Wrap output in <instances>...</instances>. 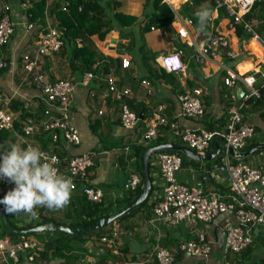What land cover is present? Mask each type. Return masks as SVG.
Wrapping results in <instances>:
<instances>
[{
    "label": "crops",
    "instance_id": "1",
    "mask_svg": "<svg viewBox=\"0 0 264 264\" xmlns=\"http://www.w3.org/2000/svg\"><path fill=\"white\" fill-rule=\"evenodd\" d=\"M4 1H8L11 5L9 15L15 22V26L9 42L2 45L1 53L15 58L18 52L24 50L25 45L33 42L35 29L26 28L21 22L24 15L17 1ZM102 2L105 4L107 15L113 11H119L135 15V19L127 25L117 24L114 28L109 29L101 39L93 33L83 34L81 40H76V44L79 45L81 41L87 39L95 49L97 56L92 62V69L79 70L80 76L85 71L91 70L93 75L89 79L88 85H75L69 96L70 119L79 131V142L66 144L62 147L67 154L86 150L94 152L93 164L89 168V181L93 186L102 190L101 201L105 197L109 204L107 210L111 214L123 207L124 198L131 192V190L121 189V187L129 174L137 173L133 156L135 144L142 143L147 146L161 138L184 145L178 138L162 128L155 138L145 140L141 138L144 122L150 116L151 107L155 104H163L164 115L167 118H175L182 127L221 131L228 114V108L240 101L237 98V93L242 87L240 82L233 86L223 83L222 77L225 74V69H234L240 73L250 72L259 54L251 47L249 41L241 46L239 36L234 30L235 27H228L227 16L218 15L220 7L215 8L214 4L211 7L210 21L205 31L201 32L198 29V20L195 15L201 5L193 3L191 0H171V6H168L172 10L173 16L167 22H159L153 18V6L146 0H102ZM1 5L2 1L0 0V11ZM52 15L55 17L53 12ZM245 19L254 21V29L260 34L264 33V25L260 28L257 27V23L261 20L258 15L251 13V8L242 15V20ZM180 24H183L187 29L186 37L177 35L176 28ZM216 31L225 34L229 46L227 48L233 50L235 56L227 57L218 49L214 56L208 55L196 61L192 54V40L196 42L204 40L210 33ZM177 47L182 49L184 74L166 71L158 62L160 55ZM66 57L65 50L61 46L58 52L42 58L43 68L51 77L67 75L73 77ZM121 57H126L129 60L127 66H121ZM108 72L116 79L115 85L118 89L125 86L129 88L128 94L118 99L107 91L104 75ZM142 79L150 83L151 92H147L141 83ZM193 86L201 88L200 98L203 104V113L198 117L180 114L177 97L186 87ZM232 91L235 93V98L231 97ZM0 95L8 96L10 99H20L22 106L29 114L27 116L36 117L40 113L38 87L21 79V70L17 68L13 60L6 69H0ZM120 101H124L131 110L138 114L139 119L133 127H125L120 123L118 118ZM261 101H256L254 98L244 101L241 108L243 120L253 124L254 133L246 139L244 147L233 151L234 153L243 152L259 143L264 144V105ZM97 110H101V113H98ZM91 125L94 128H91ZM30 139L35 140L36 143L39 142V139L34 136ZM11 142L18 143V140L12 137ZM215 144L219 148L222 147L221 138L218 135L210 140L204 150L203 154L209 155L206 159H194L183 154L182 164L176 172L177 180L195 185L203 190L216 188L225 191L228 187L227 177L224 172L217 170L216 157L210 156L214 151ZM245 146L249 147L245 149ZM148 159V171L152 176L151 182L156 186L153 196L160 195L161 178L158 174L154 154L149 155ZM234 159L264 167V146L242 156L230 154V160L234 161ZM13 187V184H0V198ZM262 191L264 192V186H262ZM69 206L70 204L64 207L63 212L65 210L68 213L72 207ZM127 211L122 213L125 214L122 219L117 216L102 227L96 228L97 232H93L95 229L84 230L90 232L82 243L77 241L75 248L71 249L75 254L74 258H71V252L68 253L69 257H63L58 254V250L52 247L45 249V240L53 235L51 230H46V233H40L41 239L39 238L38 242L41 250L38 257L28 260L24 255H21L17 262L8 264H137L136 261H142L140 264H154L151 258L148 259V254L156 242L168 246L165 241H178L170 229L171 225L159 220H151L150 206H139L131 212ZM226 215H221L208 222L206 227L209 231L215 235V227L226 220ZM54 216L62 218L59 215ZM64 216L69 217L65 213ZM6 217L16 223L21 222L17 220V215L6 214ZM29 219H32V216ZM200 224L204 223L200 222ZM260 226L262 225L260 224ZM186 228L184 238L192 234V230ZM196 230L201 229L196 228ZM262 230L264 232V227ZM260 231L258 226L255 230L253 229L252 234L258 235ZM46 244L48 246L49 243ZM252 247L253 244H251L250 251H247L248 258H264V256L250 257ZM235 256L239 257L238 254ZM176 257L173 264H209L211 261L209 258L203 263L195 262V259L188 254H179ZM236 261L241 263L239 258ZM228 264L232 263L228 262Z\"/></svg>",
    "mask_w": 264,
    "mask_h": 264
},
{
    "label": "built area",
    "instance_id": "2",
    "mask_svg": "<svg viewBox=\"0 0 264 264\" xmlns=\"http://www.w3.org/2000/svg\"><path fill=\"white\" fill-rule=\"evenodd\" d=\"M35 0H21L18 2L26 20L24 11ZM42 21L39 23L26 22L25 27L32 30V43L34 52L30 50L18 52L15 58L6 57L0 51V68L10 65L12 60L20 56L21 67L24 75L21 77L29 84L38 87L39 101L42 102L40 113L36 117H19L18 110L9 107L10 98L0 95V130L6 129L11 136L18 140L22 147L32 145L38 147L61 175L71 178L72 192L78 190L91 201L101 200L102 190L95 187L89 181V168L93 164L92 150L80 153L67 154L63 145L79 142V131L70 119L69 96L75 85H87L93 75L91 70L85 71L78 79L73 77H49L43 69L44 56H49L60 50L64 26L61 25L49 11V5L53 0H44ZM171 6V0H162ZM254 0H214V7H223L227 14V25L234 28L236 23L242 22L243 34L239 37L241 46L249 41L259 56L254 62L251 71L237 72L226 68L222 77L224 84L233 86L240 82L242 87L239 102L228 108V114L221 131L207 128L191 129L180 126L175 118H167L162 112L163 104H155L151 107L150 116L144 122V130L141 138H155L160 129L182 141L188 148L197 153H204L214 135L221 138L222 147L214 154L218 158L216 168L224 172L229 180L225 191L220 189L203 190L195 185L177 180L176 172L181 166V155L177 151L169 149L153 150L158 174L161 178V194L154 195L155 200L151 204V220H159L167 225L184 222L192 230V234L176 242L171 249L159 243H155L148 259H155L157 264H173L176 253L196 256L204 260L211 258L209 264H225L228 256H235L243 252L252 244V231L255 226L264 223V167L251 165L244 161L230 160L229 148L233 151L242 149L246 139L254 133L252 123L243 120L241 108L248 98H256L260 95V88L264 87V33L260 34L254 29V21L242 20V15L251 7ZM66 4L61 2L60 8L65 9ZM11 5L5 1L1 5L0 15V46L6 44L14 31L15 22L10 18ZM177 35L186 37L187 29L183 24L176 28ZM193 57L196 61L208 55L214 56L220 49L227 57H234L235 52L229 50L228 41L222 32H212L204 40L194 41ZM252 49V50H253ZM253 53V51H251ZM182 49L174 48L170 52L159 56V65L166 71L184 74V62L181 58ZM171 61V63H169ZM129 63L126 57L120 58L121 66ZM115 78L111 73L104 75L106 89L112 96L120 99L128 94L127 86L118 89ZM141 83L147 92H151L150 83L142 79ZM201 88L198 86L186 87L178 94L180 114L198 117L203 113V104L200 98ZM235 98V93L231 92ZM101 113V110H97ZM118 118L125 127H133L139 119L138 114L131 110L124 101L118 104ZM18 122L20 128L14 126ZM39 139L38 143L30 137ZM166 142V141H165ZM172 142V141H169ZM61 145V146H60ZM212 153V152H211ZM139 182L138 173L129 174L123 181V188H134ZM0 184L10 185L5 178H0ZM42 209H47L40 207ZM227 214V215H226ZM226 215L221 227V246L217 252L215 249V235L211 231L193 229L198 222H211L216 217ZM245 223V225H244ZM40 243L32 236L20 234V238L10 242L7 235L0 236V263L8 264L17 262L21 255L28 260L38 257ZM264 248V240L262 242ZM218 254L219 258H216ZM142 261H136L140 264Z\"/></svg>",
    "mask_w": 264,
    "mask_h": 264
},
{
    "label": "trees",
    "instance_id": "3",
    "mask_svg": "<svg viewBox=\"0 0 264 264\" xmlns=\"http://www.w3.org/2000/svg\"><path fill=\"white\" fill-rule=\"evenodd\" d=\"M17 2L21 0H15ZM193 3H197L199 5L202 4H210L212 7L214 4V0H191ZM62 3L64 2L66 4L65 9L60 8V1L54 0L53 4L49 5V11L54 13L57 21L64 26L63 35H62V48L65 50V54L67 55V63L70 67V70L73 74L74 79H78L81 77L79 70L84 69H92V62L95 60L97 53L95 49L90 45L88 40L81 41L79 45L76 44V40L80 39L83 34H93L95 33L98 38H103L104 34L109 30L117 26L119 24L127 25L134 21L135 15L132 14H124L119 11H113L109 15H107V10L105 7V4L102 2V0H62ZM146 2H150L153 6V18L157 19L159 22H167L172 19L173 12L162 0H146ZM260 3L264 4V0H261ZM45 8V1L44 0H35L33 1L30 6L27 7V9L24 11L25 15L27 16V21L32 23H39L42 21L43 17V10ZM246 13V12H245ZM0 15H2V11H0ZM218 15H226V12L224 11V8L221 6L218 10ZM247 17V15H246ZM240 23V22H239ZM236 34L240 37L245 32H243L242 23L235 24L234 28ZM12 35V34H11ZM11 37V36H10ZM10 40V38H9ZM7 41V43L9 42ZM6 43V44H7ZM4 45V44H3ZM67 46V47H66ZM7 57V56H6ZM8 67V64L1 67L0 69H6ZM88 85V84H87ZM86 85V86H87ZM256 101H261L264 99V87L260 88V95L259 97L254 98ZM247 100H250L248 98ZM40 102V101H39ZM40 108L42 107V102H40ZM9 107L12 110H18L19 111V117L20 118H26L27 110L22 106V101L18 98H11L9 100ZM39 115V114H38ZM37 115V116H38ZM18 122H14L15 128L19 129ZM91 128L92 127L91 125ZM143 139V138H142ZM12 136L11 132L6 129L0 130V146H4L6 148L7 144L11 142ZM145 140V139H144ZM170 141V140H164V139H158L155 140L154 143H151L149 145H155L161 142ZM148 145V144H147ZM250 146V145H249ZM249 146H245V149H247ZM146 147V145L139 143L135 144L133 146V156H134V165L136 167L137 173L139 175V182L134 186V188H127L128 190H131L129 194L124 198L123 200V206L130 202L139 192L141 188V184L143 181V176L141 172V165L139 156L143 149ZM0 151H3V148H0ZM174 151V150H173ZM181 155V164H182V158L183 153L179 152ZM149 157V154H148ZM218 162V158H215ZM147 158V168H149V162ZM235 161V159H234ZM149 178H150V186L149 189L144 197V199L137 203L135 206L131 207L127 212H131L136 207L139 206H150L155 200L153 198V191L156 188L154 184H152V176L150 175L149 171ZM126 189V188H125ZM71 209H69L68 213L64 212L66 216L71 217L68 221L64 222L63 218L54 217L45 214V209L37 208L36 209V215L32 219H28L22 224H16L13 220L10 218L8 221L10 224L16 227H30L35 224L44 223L49 220H53L54 222L68 225V226H77L81 225L83 227L89 226L93 224L98 218L102 216H108L110 215V212H108L107 207L109 204L103 203L101 200L94 202L91 200H88L84 194L78 190H75L71 192L70 202H69ZM68 204V205H69ZM3 209V205H0ZM69 206V207H70ZM68 214V215H67ZM112 214V213H111ZM125 214L119 215V219H122ZM62 217V216H61ZM97 232L98 229L93 230V232ZM39 232V233H38ZM90 231H84L79 230L75 233H68L65 231H55L53 232L51 238H48L45 240V249L48 248H54L55 250H58V254H61L63 257H69L68 253L71 252L70 255L75 254L71 251L72 248H75L74 246L77 245V241L80 243L83 242V239L87 237ZM46 233V232H44ZM20 234L23 235H29L34 237L36 240H39L40 238V231H30L27 233H15L12 231H9L6 229L2 223L0 224V235H7L10 242H13L16 239L20 238ZM41 239V238H40ZM172 240L165 241L167 245L169 246L171 244ZM177 242V241H176ZM46 243H49L48 246ZM79 243V244H80ZM78 244V245H79ZM176 244V243H175ZM81 245V244H80ZM80 247V246H79ZM251 246H248L244 251L239 253V259L241 263L239 264H264V258H248V252L250 251ZM73 253V254H72ZM243 254V255H242ZM179 256V253L175 255V257ZM176 257V258H177ZM234 256H228V258H231ZM154 264H157L155 259H152Z\"/></svg>",
    "mask_w": 264,
    "mask_h": 264
},
{
    "label": "clouds",
    "instance_id": "4",
    "mask_svg": "<svg viewBox=\"0 0 264 264\" xmlns=\"http://www.w3.org/2000/svg\"><path fill=\"white\" fill-rule=\"evenodd\" d=\"M195 15L199 31L204 32L212 16L210 4H202ZM0 148H3L0 151V178L14 185L0 198L5 214L24 213L34 217L37 208L56 211L69 204L73 187L71 178L61 175L38 147H22L20 143L9 142L6 148Z\"/></svg>",
    "mask_w": 264,
    "mask_h": 264
},
{
    "label": "water",
    "instance_id": "5",
    "mask_svg": "<svg viewBox=\"0 0 264 264\" xmlns=\"http://www.w3.org/2000/svg\"><path fill=\"white\" fill-rule=\"evenodd\" d=\"M260 1L261 0H254L252 3V6H256L257 4L260 3ZM241 91H242L241 88H239V90H238L239 93H237V97L240 96ZM263 146H264L263 143H259V144H256L254 146H251L247 150H245L243 152H239V153H234L231 148H229L228 150H229V153L233 156H242V155L248 153L249 151H252L254 149H257V148L263 147ZM215 148H216V150L218 149L217 144H215ZM158 149H172V150L177 151V152H182L186 156L192 157L194 159H206L209 157V155H207V154L197 153V152L187 148L186 146H184L182 144L173 143V142H161V143H158L155 145H147L143 149V151L141 152V154L139 156L140 165H141V172H142V176H143V181L141 184L140 192L130 202L126 203L118 211H116V212H114L108 216H102V217L98 218L93 224H91L89 226H85V227H83L81 225L68 226V225H64V224L54 222L53 220H49V221H46L44 223L32 225L30 227H25V228L16 227V226H13L12 224H10V222L8 221L6 214L4 213L1 206H0V221L6 229H8L9 231L15 232V233H27L30 231H42V230H51L52 232L65 231L68 233H75L79 230H92V229L102 227L103 225L107 224L112 219L121 215L123 212L127 211L128 209H130L131 207H133L134 205H136L137 203L141 202L144 199V197H145V195L149 189V186H150V178H149L148 168H147L148 154L151 151L158 150ZM213 154H214V152H212L210 154V156H213ZM222 225H223V222H220L218 224V226L215 227V249L217 252L220 250V246H221V240H222L221 227H222ZM244 225H245V223H244Z\"/></svg>",
    "mask_w": 264,
    "mask_h": 264
},
{
    "label": "rangeland",
    "instance_id": "6",
    "mask_svg": "<svg viewBox=\"0 0 264 264\" xmlns=\"http://www.w3.org/2000/svg\"><path fill=\"white\" fill-rule=\"evenodd\" d=\"M2 1V3L3 2H5L4 0H1ZM54 1V0H53ZM58 2L60 1V3H61V1L62 0H57ZM251 13L253 14V15H258V17H259V20H261V21H259L258 23H257V27H261L262 25H264V4L263 3H259V4H257L256 6H252L251 7ZM23 14V13H22ZM24 15V14H23ZM22 23H23V25L25 26V24H26V22H27V20H26V18H25V16H24V19H23V21H21ZM23 49L25 50V51H27V50H30L31 52H34V45H33V43H29L28 45H25L24 47H23ZM2 50V46H0V51ZM24 50H22V51H24ZM21 51V52H22ZM13 63L15 64V65H17V68H19V70H21V77L24 75V72H23V70H22V67H21V62H20V56H18L15 60H13ZM44 69V68H43ZM45 73L49 76V77H51L48 73H47V70H45ZM52 77H57V76H52ZM60 77H70L69 75H67V76H60ZM262 104L264 105V99H262ZM227 180V182H228V184L230 183L229 182V180L228 179H226ZM226 182V181H225ZM123 188V186L121 187V189ZM125 189V188H124ZM103 203H107V200L105 199V197L103 198V201H102ZM45 211V213H47V214H51L52 216H54V215H59V216H62V218H63V221L64 222H66V221H68L67 219H69L70 217H65L64 216V213H62L63 212V209H61V210H56V211H50V210H48V209H46V210H44ZM50 215V216H51ZM17 220L18 221H21V222H19L20 224H22V223H24L25 221H27L28 219H29V217H30V215H26V214H24V213H20V214H17ZM55 217V216H54ZM14 221V220H13ZM1 222V221H0ZM15 222V221H14ZM16 223V222H15ZM19 223H16V224H18L19 225ZM206 223V224H205ZM204 224H200V222H198V223H196L195 225H194V229H201V230H203V231H209V229L206 227L207 225H208V222H205ZM262 226H260V225H257V226H255L254 227V230L256 229V228H258V226H259V230L261 229V231H260V233H258V235L257 234H252V241H253V247H252V249H251V252H250V257H256V256H264V248H263V246H262V242H263V238H264V232H263V230H262V228L264 227V225L263 224H261ZM187 225L184 223V222H179V223H176V224H174V225H171L170 226V229L173 231V233H174V235L177 237V239L178 240H180V239H183L184 237H185V232H186V230H187ZM44 232H46V230H42V231H40V233H44ZM39 233V232H38ZM263 237V238H262ZM160 243H162V242H160ZM175 243H176V241H173V242H171V244L169 245V247H171V249L174 247V245H175ZM243 252H245V251H243ZM237 255V254H236ZM239 255V254H238ZM194 259H195V262H200V261H202V259L201 258H199V257H196V256H192ZM216 257L217 258H219V256H218V254H216ZM71 258H74V255H72L71 256ZM238 258V257H237ZM237 258H236V256H234V257H231V258H229L228 260H227V262H225V264H228V262H231L232 264H239V262L238 261H236L237 260ZM191 259V258H190ZM0 264H3V263H0Z\"/></svg>",
    "mask_w": 264,
    "mask_h": 264
},
{
    "label": "snow or ice",
    "instance_id": "7",
    "mask_svg": "<svg viewBox=\"0 0 264 264\" xmlns=\"http://www.w3.org/2000/svg\"><path fill=\"white\" fill-rule=\"evenodd\" d=\"M169 63H171V61Z\"/></svg>",
    "mask_w": 264,
    "mask_h": 264
}]
</instances>
